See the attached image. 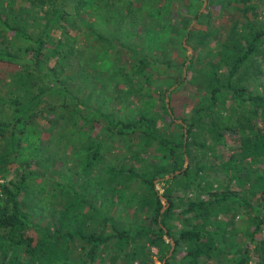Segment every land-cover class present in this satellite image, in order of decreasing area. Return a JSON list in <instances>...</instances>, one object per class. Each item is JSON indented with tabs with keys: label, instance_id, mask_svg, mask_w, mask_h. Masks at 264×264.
I'll return each mask as SVG.
<instances>
[{
	"label": "trees",
	"instance_id": "obj_1",
	"mask_svg": "<svg viewBox=\"0 0 264 264\" xmlns=\"http://www.w3.org/2000/svg\"><path fill=\"white\" fill-rule=\"evenodd\" d=\"M205 1L0 0V264H264V1Z\"/></svg>",
	"mask_w": 264,
	"mask_h": 264
},
{
	"label": "rangeland",
	"instance_id": "obj_2",
	"mask_svg": "<svg viewBox=\"0 0 264 264\" xmlns=\"http://www.w3.org/2000/svg\"><path fill=\"white\" fill-rule=\"evenodd\" d=\"M264 1V0H263ZM204 10V9H203ZM203 10H201V12L203 11ZM217 12V11H216ZM215 14H217V13H215ZM81 17H82V19L83 20H92V13H90V11H83L82 12V14H81ZM215 17H216V15H215ZM223 18H225V17H223ZM222 20H224V19H222ZM206 22H207V18L206 17H204V16H202L200 19H199V21H196V20H194L193 21V23H192V25L193 26H195V27H197V28H204L205 27V25H206ZM222 22H224V23H220L221 24V26H226V22L225 21H222ZM102 28H104V27H99L97 30L99 31L100 29H102ZM113 29V28H112ZM101 31V30H100ZM59 33V32H58ZM10 36V35H9ZM85 42H89L90 44H94V41H91V40H89V41H85ZM184 45L186 46V48L188 49V51H187V53H188V57H189V60L193 57V55H194V51H193V46H195V47H197L196 45H192L191 46V44L190 45H188V44H185L184 43ZM82 46H84V43L82 44ZM83 49V48H82ZM170 57L172 58V59H174V62H176V63H179V64H183V62H182V60H183V55L181 56L180 55V53H179V51H177V49H175V48H170ZM188 60V61H189ZM81 62V60H76V59H74V60H72V62H71V64L68 66V68H69V71L68 72H73V71H75L77 68H78V66H79V62ZM255 64H259V68H260V72L257 74V76H258V78H259V81L261 82V84H263L264 83V55H260V56H257L256 58H255V62H254ZM185 65H187V63H185ZM254 67H255V65H253ZM181 68V67H180ZM5 66L2 64V65H0V75H3L5 72ZM178 71V70H177ZM196 72L195 71H193V70H191L190 72H188V73H185V78H186V82H185V87L184 88H182V89H179L180 90V92L181 93H183L184 91H186L185 89H186V87H187V85H189V82L190 81H192L193 79L192 78H194L196 75H194ZM6 79H9V77L7 76L6 77ZM171 89H173V88H171ZM181 95V98L179 99V101H176L175 102V104H174V101H173V104H174V106H176L177 108H180V109H183V110H185L186 109V106L184 105V101L186 102L187 100H186V97H184L183 96V94H180ZM184 97V98H183ZM183 99V100H182ZM187 108H188V106H187ZM4 117H6V115H7V109L6 110H4ZM229 136H232V135H230L229 134ZM233 144H227V146L229 147V146H232ZM225 147L224 149H223V152L225 153V155L228 153V147ZM70 159V158H69ZM161 184H157L156 185V187H157V189H159L160 191L162 190L161 189ZM178 208H180V206H179V204H178V206L176 207V209H178ZM137 216H140V217H142V216H144L143 215V213H139ZM30 234H35V231L33 230V229H31L30 231ZM152 250V252H153V254H155V252H156V249L155 248H152L151 249ZM78 251L79 250H77V249H75L74 250V253L75 254H77L78 253ZM76 257V256H75ZM152 264H161V261H159L158 259H157V257H156V255H154L153 256V262H152Z\"/></svg>",
	"mask_w": 264,
	"mask_h": 264
},
{
	"label": "water",
	"instance_id": "obj_3",
	"mask_svg": "<svg viewBox=\"0 0 264 264\" xmlns=\"http://www.w3.org/2000/svg\"><path fill=\"white\" fill-rule=\"evenodd\" d=\"M205 4H206V1L204 0L203 5H202V7H201V10L204 9ZM172 245H173V242H172Z\"/></svg>",
	"mask_w": 264,
	"mask_h": 264
}]
</instances>
